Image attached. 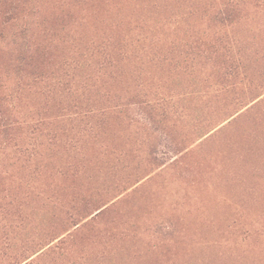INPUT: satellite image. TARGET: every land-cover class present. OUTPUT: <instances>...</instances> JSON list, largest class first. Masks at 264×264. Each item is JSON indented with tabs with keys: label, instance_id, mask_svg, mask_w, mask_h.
Instances as JSON below:
<instances>
[{
	"label": "trees",
	"instance_id": "16d2710c",
	"mask_svg": "<svg viewBox=\"0 0 264 264\" xmlns=\"http://www.w3.org/2000/svg\"><path fill=\"white\" fill-rule=\"evenodd\" d=\"M250 6L262 9L264 0H0V264H93L89 253L77 252L85 241L104 238L92 233L112 200L69 198L52 188L58 175L79 178L86 171L58 163L59 151L69 145L92 163L101 125L120 116L137 122L124 115L133 107L168 121L174 105L164 78L157 90L147 87L152 68L171 64L180 76L184 64L194 70L222 59L214 73L233 77L225 70L242 64L234 54L238 40L225 39ZM204 25L207 33L180 37ZM135 62L145 67L142 76L131 67ZM218 76L201 83L214 84L220 97L225 88ZM104 256L96 254L95 264H104Z\"/></svg>",
	"mask_w": 264,
	"mask_h": 264
},
{
	"label": "rangeland",
	"instance_id": "374dc122",
	"mask_svg": "<svg viewBox=\"0 0 264 264\" xmlns=\"http://www.w3.org/2000/svg\"><path fill=\"white\" fill-rule=\"evenodd\" d=\"M244 15L225 39L238 40L234 54L242 64L225 70L233 77L214 73L222 59L194 70L184 64L180 76L171 64L152 68L147 87L157 90L158 77L164 78L161 85L174 105L168 121L133 107L124 115L137 122L120 116L101 125L92 163L69 145L59 151L58 163L85 165L86 171L79 178L58 175L52 188L69 198L112 200L92 233L104 238L85 241L77 254L89 253L93 264L102 252L104 264H264V8L250 6ZM205 27L180 37L205 34ZM163 34L171 38L173 30ZM131 67L142 76L141 63ZM211 74L224 81L220 97L214 84L201 83ZM205 92L210 94L203 99ZM233 102L238 105L228 106ZM76 124L82 130L84 124ZM127 176L125 187L114 189Z\"/></svg>",
	"mask_w": 264,
	"mask_h": 264
}]
</instances>
